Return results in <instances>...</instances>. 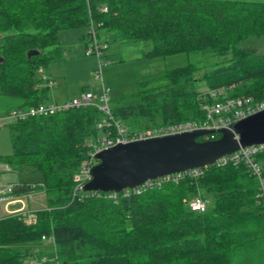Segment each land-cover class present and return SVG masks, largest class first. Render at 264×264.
<instances>
[{"label": "trees", "instance_id": "16d2710c", "mask_svg": "<svg viewBox=\"0 0 264 264\" xmlns=\"http://www.w3.org/2000/svg\"><path fill=\"white\" fill-rule=\"evenodd\" d=\"M92 21L97 38L105 29L122 43H153L145 56L190 59L165 73L162 86L119 101H139L113 107L123 123L203 121L213 90L264 101V52L250 44L264 40V0H0V115L45 103L38 73L61 58L59 31ZM99 120L97 108L83 107L8 125L13 152L0 163L40 173L48 199L34 223L0 219V264H264L259 182L244 163L117 201L75 197L74 176L100 136ZM257 159L264 179V154ZM35 188L14 184L13 194ZM198 195L210 201L204 213L188 206ZM46 239L54 255L46 256Z\"/></svg>", "mask_w": 264, "mask_h": 264}, {"label": "rangeland", "instance_id": "374dc122", "mask_svg": "<svg viewBox=\"0 0 264 264\" xmlns=\"http://www.w3.org/2000/svg\"><path fill=\"white\" fill-rule=\"evenodd\" d=\"M90 31V26H78L59 31L62 56L58 61L48 64L38 73V77L43 80L42 88L47 90L45 103L72 100L78 98L83 91L99 95L104 84L106 88L110 89L109 96L112 107L137 104L138 99L121 103L119 101L135 95L141 90H151L162 86L165 83L163 77L165 73L175 68L185 67L190 63V59L185 53L145 56L152 50L153 43L149 41L122 43L119 34L105 29L99 31L98 38L99 46L104 48L102 56L100 58L96 54L87 56L86 47L93 45L89 35ZM250 44H253V47L258 51L264 52V40L252 41ZM100 67L102 79L96 76ZM48 81H52L54 84L51 85ZM142 83L145 86H142ZM201 86L205 87V84ZM202 89L206 88L202 87ZM124 120L135 131H140V125L149 122L147 119H139L135 116ZM12 152L11 131L8 125H4L0 127V156L11 155ZM41 181L40 173L12 171L0 163L1 191L14 184L25 183L36 186L30 194H12L13 197L15 196L24 203L22 211H30L34 214L30 220L25 222L33 220L34 223L36 212L46 209L48 197L40 188ZM4 203L0 204V219L7 216L1 212ZM23 203L17 208L22 207ZM46 238L48 237L46 236ZM41 242V245L47 250L46 256L55 254L53 239L41 240Z\"/></svg>", "mask_w": 264, "mask_h": 264}, {"label": "built area", "instance_id": "2783aa9c", "mask_svg": "<svg viewBox=\"0 0 264 264\" xmlns=\"http://www.w3.org/2000/svg\"><path fill=\"white\" fill-rule=\"evenodd\" d=\"M91 41L93 45L86 47V55L96 54L98 58L102 56V50L99 46L97 31L94 22H91ZM100 64V63H99ZM102 79L101 67L96 75ZM52 85V83H50ZM110 89L102 85V92L99 95H94L88 92H82L78 98L67 100L64 102L42 103L35 107L16 108L7 113L0 115V127L18 122H25L33 118L47 117L56 115L57 113L68 111L74 108L95 107L100 114V120L97 124V131L100 133L96 142H90L89 147L92 151L88 157L82 161L78 172L74 176V196L85 194L87 197L108 198L117 201L118 197L129 198L130 196L140 195L143 192L161 187L166 183L178 184L184 179H196L204 174L208 167H224L228 165L237 166L244 163L248 166L253 176L258 180L257 198L263 207L264 213V179L263 167L258 162V156L264 154V144L252 145L245 148H240L238 151L221 157L212 165L204 168H196L179 172L166 177L155 180L146 181L143 185L133 189H125L121 192H87L84 190L85 184L91 180V169L98 164L95 155L107 148L120 143H129L137 140L163 137L183 132H189L197 129L214 130L215 133L208 134L202 137L203 140H215L217 133L221 129L231 128L240 120L264 111V101H256L249 96L227 97L226 90H213L210 92L211 102L204 104L203 109L206 113V118L203 121H185L166 126H160L149 129H140L135 131L131 126L126 125L122 121L115 118L113 107L110 104ZM219 137V138H220ZM13 185H9L5 190H0V204L12 198ZM11 200V199H10ZM9 200V201H10ZM191 211L204 213L210 206V201L198 195L188 202ZM16 215L22 217L25 221L30 220L34 214L30 211H20ZM33 222V220H31ZM28 222V223H32ZM45 238V237H43Z\"/></svg>", "mask_w": 264, "mask_h": 264}, {"label": "water", "instance_id": "95a60500", "mask_svg": "<svg viewBox=\"0 0 264 264\" xmlns=\"http://www.w3.org/2000/svg\"><path fill=\"white\" fill-rule=\"evenodd\" d=\"M37 54L29 52L28 56ZM215 133L197 129L179 134L120 143L95 155L87 192H121L146 181L212 165L240 148L264 144V111L221 129L215 140H199Z\"/></svg>", "mask_w": 264, "mask_h": 264}, {"label": "crops", "instance_id": "0c3cea01", "mask_svg": "<svg viewBox=\"0 0 264 264\" xmlns=\"http://www.w3.org/2000/svg\"><path fill=\"white\" fill-rule=\"evenodd\" d=\"M49 82L52 83V85L54 84V82H52V81H49ZM22 203L23 202H21L20 199H17L14 196L11 198L10 201L4 203L3 210H1V212L6 214L7 215L6 217H8L10 215H16L18 212L22 211V209L24 208V203H23L22 207L17 208L18 205H21ZM46 209H47V206H46ZM2 219H4V218H2Z\"/></svg>", "mask_w": 264, "mask_h": 264}]
</instances>
